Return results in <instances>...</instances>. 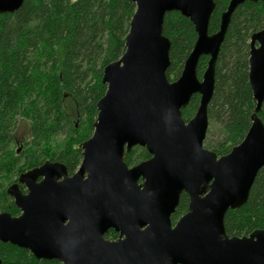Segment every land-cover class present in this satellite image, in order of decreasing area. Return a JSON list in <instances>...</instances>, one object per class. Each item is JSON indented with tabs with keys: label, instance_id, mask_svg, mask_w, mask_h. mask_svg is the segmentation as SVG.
<instances>
[{
	"label": "water",
	"instance_id": "obj_1",
	"mask_svg": "<svg viewBox=\"0 0 264 264\" xmlns=\"http://www.w3.org/2000/svg\"><path fill=\"white\" fill-rule=\"evenodd\" d=\"M25 0H0V14ZM136 5L121 59L106 66L105 96L98 102L93 136L70 176L63 164L46 162L22 174L7 194L19 216L0 213V242L28 250L37 260L60 264H264V231L229 237L225 217L249 199L264 168V28L251 39L249 81L256 101L245 139L218 157L204 147L216 63L231 18L245 2L231 0L220 29L209 34L215 0H130ZM177 12L195 27L197 41L180 78L169 81L171 42L167 14ZM209 57L200 80V59ZM200 96L195 116L185 109ZM135 147L151 158L129 167ZM188 212L173 225L180 198ZM114 231L119 240L105 237ZM0 264H3L0 259Z\"/></svg>",
	"mask_w": 264,
	"mask_h": 264
},
{
	"label": "trees",
	"instance_id": "obj_2",
	"mask_svg": "<svg viewBox=\"0 0 264 264\" xmlns=\"http://www.w3.org/2000/svg\"><path fill=\"white\" fill-rule=\"evenodd\" d=\"M230 1L215 0L210 35L219 31ZM135 12L130 0H25L17 12L0 14V213L20 215L7 189L19 184L22 174L46 162L63 164L70 176L78 171L82 144L93 136L97 104L107 92L104 69L124 55ZM263 28L264 1H247L233 13L221 46L204 141V147L218 157L228 155L251 128L256 109L249 81L251 39ZM164 35L171 42L167 77L174 82L182 74L197 33L189 19L172 12L165 17ZM208 62L206 56L199 61L200 80ZM199 104L200 96L194 95L182 111L186 122ZM259 118L264 124V103ZM21 121L28 123L29 135L18 140ZM150 158L145 148L135 147L124 160L134 167ZM189 203L183 194L173 225L188 212ZM225 228L229 237L264 231V168L248 202L227 212ZM0 259L3 264H60L37 260L28 250L2 242Z\"/></svg>",
	"mask_w": 264,
	"mask_h": 264
},
{
	"label": "rangeland",
	"instance_id": "obj_3",
	"mask_svg": "<svg viewBox=\"0 0 264 264\" xmlns=\"http://www.w3.org/2000/svg\"><path fill=\"white\" fill-rule=\"evenodd\" d=\"M18 128H19L17 130V138H18V140H21L24 137L29 135V129H28V123L27 122L21 121Z\"/></svg>",
	"mask_w": 264,
	"mask_h": 264
},
{
	"label": "flooded vegetation",
	"instance_id": "obj_4",
	"mask_svg": "<svg viewBox=\"0 0 264 264\" xmlns=\"http://www.w3.org/2000/svg\"><path fill=\"white\" fill-rule=\"evenodd\" d=\"M23 186V185H22ZM21 189V188H20ZM22 190V189H21ZM24 193L26 192V188L24 187V190H22ZM111 232H114V231H110L107 235H106V239L107 240H109V241H117V240H119V234H117L116 232V234H117V237L116 238H113V237H108L109 236V234L111 233Z\"/></svg>",
	"mask_w": 264,
	"mask_h": 264
}]
</instances>
